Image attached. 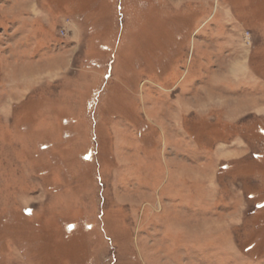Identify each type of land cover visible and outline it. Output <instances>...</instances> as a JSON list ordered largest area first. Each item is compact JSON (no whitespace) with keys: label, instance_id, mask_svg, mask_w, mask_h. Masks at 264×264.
Wrapping results in <instances>:
<instances>
[{"label":"rangeland","instance_id":"rangeland-1","mask_svg":"<svg viewBox=\"0 0 264 264\" xmlns=\"http://www.w3.org/2000/svg\"><path fill=\"white\" fill-rule=\"evenodd\" d=\"M0 264H264V0H0Z\"/></svg>","mask_w":264,"mask_h":264}]
</instances>
